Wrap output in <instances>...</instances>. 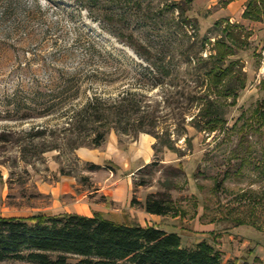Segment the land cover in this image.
I'll list each match as a JSON object with an SVG mask.
<instances>
[{
	"label": "rangeland",
	"instance_id": "1",
	"mask_svg": "<svg viewBox=\"0 0 264 264\" xmlns=\"http://www.w3.org/2000/svg\"><path fill=\"white\" fill-rule=\"evenodd\" d=\"M138 1L122 4L114 22L105 18L107 8L88 10L76 0H21L30 25L0 40V217L77 213L84 203L114 207L104 193L91 192L111 168L115 180L130 175L112 160L90 170L86 163L94 162L80 149H129L148 134L151 163H158L136 173L134 183L148 184L135 197L158 192L172 200L158 225L178 232L184 246L210 242L228 264H264V123L255 112L264 99V21L243 17L249 0ZM219 39L234 50L220 62L231 69L228 89L206 75ZM127 92L142 104L131 123L155 134H124L131 123L110 113L85 119L88 129L71 123L88 99L98 96L96 105L108 109ZM208 100L223 119L213 132L200 121ZM103 125L111 130L94 147L93 131Z\"/></svg>",
	"mask_w": 264,
	"mask_h": 264
},
{
	"label": "trees",
	"instance_id": "2",
	"mask_svg": "<svg viewBox=\"0 0 264 264\" xmlns=\"http://www.w3.org/2000/svg\"><path fill=\"white\" fill-rule=\"evenodd\" d=\"M88 10L94 7L107 8L106 19L116 21L119 11L125 7L134 8L141 3L138 0H76ZM233 0H227L226 4ZM21 0H0V28L6 34L0 37L1 41L10 38L11 31H24L30 25V20L22 18ZM245 19L264 21V0H249L243 12ZM233 24L228 22L225 33L230 41L235 39ZM217 61L206 70V75L215 86L225 85V80L231 72L229 67H222L228 55L233 53L232 45L226 40H217L215 43ZM159 69V68H158ZM70 74L69 80L76 81L74 71L64 69ZM71 84L70 88H73ZM72 94L77 97L80 85H76ZM226 89L228 87L226 86ZM101 101L98 96L88 99L82 110L73 112L69 116L71 123L79 122L80 126L87 122H96L92 116L100 118V114L107 118L110 113L115 118L127 119L131 123V115L142 109V104L131 92H127L108 109L96 105ZM205 111V112H204ZM257 119L264 123V99L255 110ZM122 120V121H121ZM204 130L215 131L223 124V119L214 112L213 103L208 100L201 113ZM78 123V124H79ZM201 123V122H200ZM94 127V126H93ZM122 127L124 134L147 132L155 134L153 129L143 124L131 123ZM154 127V126H149ZM93 131L94 147H100L106 140L111 127L97 126ZM117 128V127H116ZM119 130V128H117ZM133 130V131H132ZM165 146L173 149L170 142H163ZM76 148V147H73ZM154 161L151 164L155 165ZM90 170L107 168L96 163L87 162ZM112 169V168H111ZM63 174H67L63 172ZM137 186L148 184L140 180ZM133 204H141L145 210L152 214L167 215L173 211L172 200L165 193H150L144 204L134 197ZM76 258V264H228L213 244L204 240L193 247L183 245L182 236L175 231H168L155 225L143 226L138 222L132 224L119 223L105 217L101 212L95 211L92 216L79 213H60L57 215L37 214L31 217H0V261L14 259L36 262L39 264H71L70 260Z\"/></svg>",
	"mask_w": 264,
	"mask_h": 264
},
{
	"label": "crops",
	"instance_id": "3",
	"mask_svg": "<svg viewBox=\"0 0 264 264\" xmlns=\"http://www.w3.org/2000/svg\"><path fill=\"white\" fill-rule=\"evenodd\" d=\"M238 1L233 0L229 4ZM246 6V5H245ZM246 8V7H245ZM244 11V10H243ZM80 155L89 161L96 164H103L107 160H112L121 167L122 173L130 175V177H121L115 180V171L110 169L111 174L109 178L97 190L91 193H104L105 196L110 197L111 201L114 202V207L107 205L97 204L91 206L88 203L81 212H77L82 215L92 216L95 211L101 212L105 217L114 220L119 223L132 224L138 222L143 226L155 225L164 228L168 231V228L158 225L164 215L152 214L145 210V208L139 204L132 203L133 198L138 192H143V186L136 187L134 183V176L136 173L143 169L147 164H150L154 157L153 140L148 134H143L136 144L132 143L129 149H119L115 144L113 148L99 154L98 149L82 148L80 149ZM114 174V175H113ZM144 193L137 197L139 202L144 204L148 194Z\"/></svg>",
	"mask_w": 264,
	"mask_h": 264
}]
</instances>
